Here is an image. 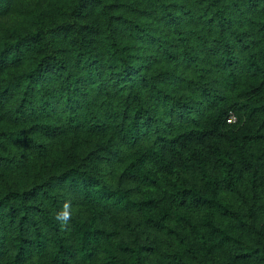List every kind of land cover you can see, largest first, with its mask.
<instances>
[{"label": "trees", "instance_id": "trees-1", "mask_svg": "<svg viewBox=\"0 0 264 264\" xmlns=\"http://www.w3.org/2000/svg\"><path fill=\"white\" fill-rule=\"evenodd\" d=\"M0 264H264V0H0Z\"/></svg>", "mask_w": 264, "mask_h": 264}, {"label": "clouds", "instance_id": "clouds-1", "mask_svg": "<svg viewBox=\"0 0 264 264\" xmlns=\"http://www.w3.org/2000/svg\"><path fill=\"white\" fill-rule=\"evenodd\" d=\"M69 209H70V203L65 202L62 210L56 214L57 220H59L62 223V225L67 223V221L69 220L71 216Z\"/></svg>", "mask_w": 264, "mask_h": 264}, {"label": "built area", "instance_id": "built-area-1", "mask_svg": "<svg viewBox=\"0 0 264 264\" xmlns=\"http://www.w3.org/2000/svg\"><path fill=\"white\" fill-rule=\"evenodd\" d=\"M235 117L233 115L230 116V118L228 119V121H234Z\"/></svg>", "mask_w": 264, "mask_h": 264}, {"label": "rangeland", "instance_id": "rangeland-1", "mask_svg": "<svg viewBox=\"0 0 264 264\" xmlns=\"http://www.w3.org/2000/svg\"><path fill=\"white\" fill-rule=\"evenodd\" d=\"M6 18H7V17H6ZM6 18H5V19H6ZM5 19H4V20H5ZM4 20H3V21H4ZM10 22H11V21H10Z\"/></svg>", "mask_w": 264, "mask_h": 264}]
</instances>
